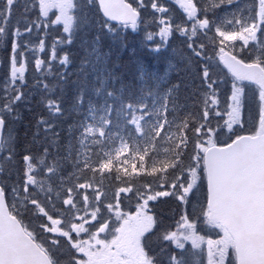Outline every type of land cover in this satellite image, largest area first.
<instances>
[{
    "label": "snow or ice",
    "instance_id": "obj_1",
    "mask_svg": "<svg viewBox=\"0 0 264 264\" xmlns=\"http://www.w3.org/2000/svg\"><path fill=\"white\" fill-rule=\"evenodd\" d=\"M177 3L191 22V31L187 26H177L176 31L189 38L188 47L199 58L201 83L208 89L202 113L178 116L175 107L170 108V103L165 99L157 114L155 126L146 133L142 125L149 114L143 107L137 108L129 121L137 134L135 141L120 140L119 147H115L113 141L115 151L94 162L90 158L81 161L79 150L73 154V131L79 129L76 139L81 147H87L85 141L90 137L96 141L106 137L111 119L97 126L69 125V139L61 155V130L56 122L40 116L31 140L18 144L15 135H6L5 125L8 120L0 114V198L10 208L16 206L22 192L27 200L28 194L36 191L35 174L39 164L43 165L42 171L46 170L49 181L55 174L62 185L69 180L74 182L75 192L72 186H67L63 198V204L71 212L77 209L74 202L77 188L89 187V184L81 182L78 173L84 169L91 171L98 166L108 168L113 156L119 158L125 152H130L131 156H124L125 161L134 159L143 167L147 159L150 161V176L163 173L155 177V182L147 181L135 191L128 185L117 186L115 203L109 202L106 206L110 213L120 214L110 235L104 231V227L113 223L112 218L104 226L89 223L99 220L100 209L96 207L90 213L87 212V195L83 202L85 214L76 215V222L68 223L67 228L61 219L50 215L48 219L55 220L57 225L49 230L59 233L55 238L57 247L49 250L53 264H83L84 261L87 264H193L190 257H200L197 264H205V260L206 264H264V0H218L212 9L223 7L225 14L230 16L227 20L232 25L230 29L218 26L207 15L210 9L200 8L193 0H177ZM54 6L55 0H51L49 7ZM90 7L94 8L105 26L110 25L115 29L121 25L134 30L140 21V8L146 5L143 2L133 6L126 0H104V7L111 9L108 15H105L99 0H90ZM151 8L161 13L168 10L156 3H152ZM54 15L50 11L38 13V17L33 19L36 30L39 31L41 27L47 29L45 21ZM8 18L11 19V13ZM74 23L73 17L69 27L64 29L63 38L68 40L69 45L72 42L69 37ZM59 26L63 28V25ZM32 27L33 24H28L19 35L31 32ZM172 31L171 26L161 29V40L165 41ZM198 32H203L205 37L214 32L211 44L200 43L197 46L194 37ZM19 35L18 28H13L9 35V43L13 47L9 63V83L12 88H16L17 81L21 85L25 83V54L21 53V63L16 61L15 55ZM152 38L150 35L149 39ZM237 41L240 43L237 44ZM25 47L43 53L45 41L41 39L38 48H30L27 44ZM209 47L211 55L207 51ZM257 48L261 50V55L256 58H252L251 51L245 52V49ZM66 61L67 55L58 58L62 66ZM38 62L43 64L44 61L38 57ZM217 68L222 70L223 77L214 75ZM48 72H51V65L48 66ZM225 84L228 85L229 93L221 110L220 89ZM43 87L48 89L46 82ZM249 90L255 94L256 115L248 107L251 99ZM22 97L23 93L17 91L12 103L3 105L0 112L7 113L14 121L20 120L17 105ZM44 107L51 117L62 115L58 101L48 99ZM170 111L175 113L171 119ZM222 136L226 139H221ZM159 141L170 144L166 150L169 155L163 160L154 155ZM4 145L9 146L5 148ZM66 167L69 169L67 172ZM202 189L205 191L201 198ZM126 192L136 197L135 206L127 211L128 216L139 215L141 219L135 226L122 227L121 220L124 219L125 211L122 210L123 201L120 197L121 193ZM226 192L231 193L232 203L239 210L242 230L225 227L211 234H201L199 225L205 218L210 201L215 198L222 202ZM160 198H171L178 202L175 230L158 226L151 202ZM95 199L99 200L100 196H95ZM208 215L214 213L208 212ZM85 217L88 219L85 220ZM86 224L89 226L86 227ZM207 226L220 228L215 223ZM60 238H63L66 248L59 247Z\"/></svg>",
    "mask_w": 264,
    "mask_h": 264
},
{
    "label": "trees",
    "instance_id": "obj_2",
    "mask_svg": "<svg viewBox=\"0 0 264 264\" xmlns=\"http://www.w3.org/2000/svg\"><path fill=\"white\" fill-rule=\"evenodd\" d=\"M128 1L133 6L138 4L137 0ZM156 4L160 5L159 3ZM160 6L163 7V5ZM140 11L144 15L145 12L150 11V7L144 8V11L140 9ZM150 13L154 18L153 25H157L156 20L162 17L163 13L155 10ZM168 13L170 12L168 11ZM29 17L30 13L24 15L23 18L28 19ZM16 18L14 16V19H8V24L17 25L19 22ZM91 21L94 26L89 28ZM6 25L4 30H7ZM108 27L104 25L92 8L91 20L78 29L80 32L76 35L75 42L70 48L67 66L60 67L63 70L62 74L59 69L56 67L53 69L52 66L50 73L48 70L44 73L48 89L51 91L38 89L37 92L32 93V99L27 103L28 105L17 107L21 119L7 123L5 132L7 136L15 135L18 144L27 143L36 130L37 119L44 116L49 121L56 122L61 130L60 154L63 155V146L69 139L67 136L69 125L97 126L102 125L104 120L111 119V126L106 129V137L100 138L99 141L90 137L88 141H85L87 147H81L76 139L79 135V129L73 131L71 137L73 154L75 155L79 150L81 161L90 158L94 162L97 158L102 159L108 153L115 151L113 141H115V147H119L120 140L135 141L137 134L129 121L137 108L143 107L149 114L142 125L146 133L155 126L157 114L165 99L170 103V108L175 107L178 116L202 113L203 101L208 89L201 83L198 61H194L191 68L181 66L177 71L167 72L163 55H153L148 51L145 38L146 28L143 27L136 36L129 33L128 28L116 27L112 29L111 26ZM93 48H95L94 52L92 51ZM10 51L7 46L5 52L10 53ZM2 60L3 62L8 61L5 55L2 56ZM34 68L36 69V66H30L32 71L29 78H36L37 75H34L33 72L35 71ZM219 70V68L215 69L217 74L214 73V75L223 77L224 73H219ZM8 72L9 65L6 66L5 73ZM48 99L59 102L62 115L49 116L44 107V102ZM129 106H131V111ZM174 114L170 111L169 118L171 119ZM137 116H139V112H137ZM42 138L43 131L41 130ZM10 143L11 141H9ZM8 146L4 145L5 148ZM169 147V143L159 141L157 152L154 155L161 160L167 158L169 153L166 150ZM36 150L40 151L39 146ZM125 155L131 156L132 154L125 152L119 158L113 156V161L108 168L98 166L91 171L84 169L78 173L81 176V182L89 184V187L86 189L77 188L76 191L80 195L77 193L75 197L74 202L77 204V209H73L72 212L67 205L63 204V198L66 195L65 188L67 186H72L75 192V184L69 180L62 185L56 179L55 174L50 181L51 185L55 187L53 193L41 197L39 192H31L28 194L29 199L27 200L24 199L25 193L20 194L21 198L17 200L18 203L15 206L18 208L15 212L17 218L25 225L27 232L44 251L49 254L50 249L57 247L56 237L43 232L47 221L44 220V216L39 213L33 203L38 202L46 213L50 212L53 216L56 215L55 212H58L61 217L65 214L76 217L74 216L76 215L75 212L78 215L85 214L83 202L84 196L87 195L89 198L87 212L90 213L94 208L99 207L98 224L101 225L112 218L113 223L108 225L109 228H112L118 217L116 213H110L106 206L109 202L115 203L114 193L118 191L117 186L128 185L135 191L147 181L155 182V177L163 174L161 172L150 176V161L146 159L142 167L137 160L125 161ZM38 167L39 174L47 178L46 170H41L43 165L39 164ZM68 170L66 167L65 171ZM154 186L155 183H153ZM97 195L100 196L99 200L95 199ZM120 199L123 201L122 210L125 211L123 215H127V211L135 206L136 197L132 196V193L126 192L121 193ZM177 203L171 198H160L158 201L151 202L159 228L174 229L179 212L176 207ZM85 218L88 219V217ZM32 233L35 235L33 236ZM60 239L59 247L66 248L67 245L63 238Z\"/></svg>",
    "mask_w": 264,
    "mask_h": 264
},
{
    "label": "rangeland",
    "instance_id": "obj_3",
    "mask_svg": "<svg viewBox=\"0 0 264 264\" xmlns=\"http://www.w3.org/2000/svg\"><path fill=\"white\" fill-rule=\"evenodd\" d=\"M51 0H10V5L13 6L14 8V13L17 14V22H19L17 24V26L19 25L20 27H24L26 26V21L27 19H24V15H28L29 11H25V7H30L31 8H36L39 7V11L41 13H43L44 11H50V13H54L55 15L45 21V23L48 24L47 29L44 28V33L45 35H42V38L40 36H38V31H31V32H27L26 34L23 35H19L18 41L16 42L18 44V47L16 48V52L19 50H24L25 49V44L30 45V48H38L37 45H35L34 41H41V39H43L45 41V44L47 43L48 45H50L49 47H45V51L43 53L36 51H30L28 48H26L25 50V56L24 58L29 59L31 58L32 61L34 62V64L36 65V70L34 71V74H40L44 71H47L48 66L51 65L54 69V67H56V69H59L61 74L63 72V70H61L60 66L61 64L58 62V58L62 57L64 55L63 52V47L68 44V40L63 38L65 36V32L64 29L68 28L72 18L74 17L75 19V23L74 25H72V30H71V35H70V39L72 40L75 37V33L76 31L82 27L84 24H88L89 23V19H90V0H55V6L54 7H49ZM194 2V0H193ZM218 2V0H209L208 2L206 1L204 4L203 2H201L202 5H204L203 7H207L210 9V11H215L213 13V17L210 16V11L207 13L208 16H210L209 18L216 21V24L222 28H226V29H230L232 27V25H229L227 23V20L230 18V16L226 15L224 12L223 7L221 8H216V9H212V6L214 4H216ZM195 3V2H194ZM163 4L165 6V8L170 9L172 11V18L170 19V22L168 19L165 20L164 23H160L159 26L157 25H153L150 26L151 21L150 20V15L148 12H146L147 14V18L146 21L143 24V27L148 29L145 32V38L147 39V45H148V49L149 50H153L154 53H166V58H170V62L168 63V66H172L173 64L176 63L177 60H179L180 57H182L183 54H186V51L191 52V49H189L188 47V43H189V38L186 39V41H184L185 43V48H182V43H179L180 41V37L182 35L179 34L178 31H176L177 26L179 27H184L187 26L188 30L191 31V22L187 20L186 18V13L184 12V10L179 6V4L177 3V0H163ZM145 7H143L144 9ZM175 18V22L172 24V20ZM53 24H56L58 26H55ZM35 24L33 23V26ZM59 25H63L59 26ZM171 26L173 31L171 33V35L169 37L166 38L165 41L161 40V36H160V31L161 29H163L164 27H169ZM56 28H60L62 30V32L58 31V34H56L55 32L57 31ZM40 31V30H39ZM62 33V35L60 34ZM129 33H133L137 36V33L139 32V29L135 28L134 30L131 28L129 30ZM152 35L153 38L149 39V36ZM214 35V32L209 34L207 37L204 36L203 32H198L197 36L194 37V39L197 41V46L200 43H203L205 41H207L210 37H212ZM61 38V39H60ZM204 39V40H203ZM59 40V41H58ZM203 40V41H202ZM58 41V42H57ZM202 41V42H201ZM237 44H239L240 42L237 41ZM13 50V47L11 48ZM159 49V50H157ZM185 49V50H182ZM56 51V52H55ZM209 55L212 54L211 48L207 50ZM251 51V55L252 58H256L257 56L261 55V50L259 48L255 49V50H251V49H245V52ZM239 52V49H238ZM12 53V51H11ZM168 55V56H167ZM38 57L43 59V64H40L38 62ZM16 61L18 63L22 62V57L20 56V59L16 58ZM167 62V61H166ZM27 62H26V67H27ZM58 66V67H57ZM37 69H40L39 71ZM66 70V69H64ZM27 75V72H25V76ZM44 76V75H43ZM45 81L39 79L37 81H35L36 83V87H39L40 90L45 91L46 88L43 87ZM7 86V91H5V88ZM17 91H20L23 93V97L21 99V102L19 103V106H24V105H28L27 103H29L32 99V94L29 95L28 93V84L25 82L23 85H21L19 83V81H17V85L16 88H12L10 83H9V72L8 73H3L0 76V102L1 104V108L3 107V105L7 104H11L13 101L14 96L16 95ZM253 92L251 90H249V96H253L252 94ZM223 93L220 92V104L219 107L221 110H223L224 106H225V100H223L222 98ZM255 95V94H254ZM255 105L256 108V100L255 102H253V106ZM3 115H5V117L8 120H11L12 118L7 116V113H3ZM246 117V116H245ZM213 123L215 124V119H213ZM221 139H226V137H221ZM37 182H36V189L38 191H40L41 193H44V195L46 193H52L55 191V187L51 185L50 181L46 180L43 178L42 175L39 174V169L37 167V172L35 174ZM43 180V181H41ZM202 194H203V189L201 190ZM202 198V196H201ZM40 213L44 214V220L47 221V227L45 229V232L49 233L51 236H59V233L55 232V231H50L49 229L52 228L54 229L57 225V222L55 220H49V216L51 215L50 212L46 213L45 210H43V208H40ZM56 215H54V218H59L62 220V224L64 225L65 228L68 227V223L71 222H76L75 218H73L71 214H65V216L60 217L58 212H55ZM74 214L78 215L77 212H75ZM119 215V213H116V215ZM207 215V212L205 213V217ZM141 219V217L138 216H127L124 217V220H121V226L124 227L125 225L127 226H135L139 220ZM85 220H87L85 218ZM90 224H95L97 223V226H104V225H99L98 222L95 221H90ZM205 224V223H203ZM86 227H88L89 225L86 224ZM112 229L115 228L116 223H114L112 225ZM206 226V225H203ZM79 227V225L77 226ZM206 235L207 234H211L214 233L217 230H221L220 228H211V227H205L204 228ZM104 231L107 232L109 235L111 234L112 230L109 231L108 226L104 227ZM110 232V233H109ZM75 235V233H73V236ZM83 235V234H82ZM102 236L105 234H101ZM86 238V237H85ZM66 239V238H65ZM155 247V246H154ZM155 250L158 251V248H156ZM198 258H195L194 260H198ZM83 264H87V261H84ZM205 264H206V260H205Z\"/></svg>",
    "mask_w": 264,
    "mask_h": 264
},
{
    "label": "water",
    "instance_id": "obj_4",
    "mask_svg": "<svg viewBox=\"0 0 264 264\" xmlns=\"http://www.w3.org/2000/svg\"><path fill=\"white\" fill-rule=\"evenodd\" d=\"M105 15L111 9L104 7ZM232 195L226 192L223 201L213 199L208 211L214 215L207 217L209 222L218 223L223 228L233 227L242 230L238 208L232 203ZM0 264H50L46 256L22 232L17 222L8 214L5 202L0 198Z\"/></svg>",
    "mask_w": 264,
    "mask_h": 264
},
{
    "label": "bare ground",
    "instance_id": "obj_5",
    "mask_svg": "<svg viewBox=\"0 0 264 264\" xmlns=\"http://www.w3.org/2000/svg\"><path fill=\"white\" fill-rule=\"evenodd\" d=\"M82 172V171H81ZM85 175V174H84ZM93 176V175H92ZM81 177V176H80ZM86 177V176H85Z\"/></svg>",
    "mask_w": 264,
    "mask_h": 264
}]
</instances>
